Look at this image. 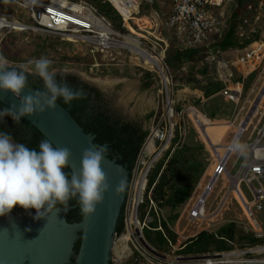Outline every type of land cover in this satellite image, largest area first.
Segmentation results:
<instances>
[{"label":"built area","instance_id":"built-area-1","mask_svg":"<svg viewBox=\"0 0 264 264\" xmlns=\"http://www.w3.org/2000/svg\"><path fill=\"white\" fill-rule=\"evenodd\" d=\"M53 1L60 7L52 4ZM61 1L69 5H75L78 10H71L60 4L59 2ZM134 1L137 5L136 14L132 17L130 16L131 18L128 20L120 16L122 20L121 28L129 32L128 34H122L114 30L113 26L104 17L99 15L91 5L83 1L70 3L67 0H48V3H46L43 0H1L0 43L6 31L9 33V31L19 32L32 30L71 44L75 42L66 40L68 35L80 36L85 38L86 42L77 40L76 43L91 46L92 50L96 53L104 54L109 51L127 52L130 55L129 60L131 64L137 66L132 62L133 56L137 57V48L130 45H123L125 39L128 38L138 42L140 47L138 49L144 53V56L140 58L144 60L147 57L149 62H151L146 67H137L152 74L156 79L158 83V98L161 99L162 106L160 111L156 113L155 120L149 129L145 142L140 148L131 172L123 209L124 229L121 235L116 236L113 253L114 264H122L128 260H131L134 264H264V230H262V226L253 215L250 204L246 202L238 189L239 184L245 182L254 196L256 209L258 211L264 210V124L258 130L256 138L246 145V157L236 174L231 175L226 168L230 155L233 152L229 148L232 140L238 137V132V138H241L248 130L253 118L260 113V109L264 105V84L256 95L255 100L246 109V105L249 103V96L242 100L243 83L233 84L231 82L234 75L229 71L230 64L221 57L222 55L219 51L211 55L206 53L205 60L216 64V78L224 84L219 94L226 101L233 103L235 107H239L236 111L234 110L236 113H233L231 119L226 122L228 128L235 129V135L228 145L213 147L214 165L209 181L203 186L201 181L198 183L197 188L201 189V195L197 198L194 206L189 209L184 208L183 212L188 214L187 219L189 222H200L206 224V229H211L214 226L212 222L222 212L228 196L236 192L252 226L249 227L241 222L239 224L232 222L239 229V235L236 232L234 239H230L224 235L219 236L214 232L217 240L225 241L231 246V248L222 251L181 255L177 254V252L183 249V247L174 245L169 241V247L173 249L172 256L165 254V252H159L150 246L158 254L155 255L143 244L145 242L143 232L145 229H149L150 224L153 222L152 213L158 217L159 226L156 230L164 233L159 218L161 212L152 201L151 195L153 187L148 190V180L152 171L160 162L163 163L162 173L174 148L182 145L184 141L182 132L185 115L192 117L198 125H200V120H202L207 126H213V123L209 122L193 106H187L184 109L181 107L179 111L177 110V105L182 98H176L177 91L175 90L174 76L165 62L164 54L167 51V44L163 39L160 40L159 38L162 37L161 32L164 30L167 34L175 38L180 50L203 51L214 41L215 36L221 34L222 29L220 25L222 15L219 13V8H221L223 0H168L170 12L163 19H160L156 10L149 13L148 16H140L142 0ZM148 1L151 2L150 0ZM7 6L16 7L18 10L24 11L26 16L30 17L33 26H26L16 20L12 15L4 13L2 7ZM247 9L250 11V20H244V23L248 25L250 21L252 24L248 25V31L242 28L238 29V36L240 38H248L261 29L264 31V0H255V3L249 5ZM91 17L95 19L94 22L91 21ZM12 22H15L21 30H14L7 26ZM103 28L109 31H98L103 30ZM149 30H154L159 38L152 33H148L147 31ZM139 32L150 35L152 40L147 39L146 36L139 34ZM159 42H162L165 48H162ZM262 42H264V36H262V41L256 43ZM218 55H220V58H218ZM250 56H254L252 52L251 55L246 53L244 58L240 59L242 65L246 63L252 67L246 73L255 71L259 67L257 65L258 62L252 63L254 58H250L249 60ZM256 56L262 62L264 59V51L258 53ZM263 72L264 66L260 73L263 75ZM258 82L256 81V84ZM253 91L254 89L252 88L250 94ZM200 92L197 91L196 93L198 94ZM260 95L262 98H259ZM195 97L204 98V94L202 92L199 96L196 95ZM245 110H247V113L244 117H241V113ZM173 119H175L174 123L172 122ZM243 124L246 126L241 128ZM177 133L180 138L173 148L172 143ZM219 150H222L223 153L220 154ZM223 175L228 178L230 189L219 207L208 213L205 208V200L209 193L212 192L213 186L218 178ZM254 183L257 187L253 185ZM147 202L149 203L147 205L148 208H144L143 211L142 206ZM140 214H142V219L140 218ZM128 233L130 234L129 240L124 242L122 240L123 236ZM176 235L180 237L178 232H176ZM124 244L127 250L123 249Z\"/></svg>","mask_w":264,"mask_h":264},{"label":"trees","instance_id":"trees-1","mask_svg":"<svg viewBox=\"0 0 264 264\" xmlns=\"http://www.w3.org/2000/svg\"><path fill=\"white\" fill-rule=\"evenodd\" d=\"M47 2V0H43ZM74 1V0H73ZM79 1V0H77ZM95 8L97 13L108 19L116 28L117 31H125L121 28V18L114 10V8L106 0H82ZM236 5L241 8L244 4H254L255 0H233ZM240 9L234 11L232 21H238L237 17H240ZM237 23L229 25L227 32L217 40L214 45V50L226 52L230 49L244 51L247 49L251 51V47L256 42L262 41L258 38V33L252 34V36L245 38L237 36ZM240 27V26H239ZM240 29V28H238ZM243 30L246 29L242 28ZM216 38H218L216 36ZM4 44L6 41L3 42ZM199 51L201 50H180L174 51L173 55H167L166 64L170 70L175 71L182 65H191L193 62H200L197 59ZM13 67H8L11 70ZM18 69V68H16ZM101 72H104L101 71ZM207 74L206 67H203L200 71L190 72L188 76V85L192 88L200 89L204 98L209 100L204 104L203 108L200 106H193L203 114L206 119L213 124H221L229 121L234 113V104L226 101L219 92L224 87V84L217 80L216 77H209L206 81L204 76ZM191 75V76H190ZM203 79L202 84L200 80L195 77ZM257 77V73L253 72L245 79L242 78L238 72H234L233 83L242 82L244 91L250 89V85ZM145 86H149L152 83L153 77L150 73H145ZM58 81L66 80L68 85L74 89H83L84 98L73 100L70 104H65L63 99H58V103L66 108L71 106L69 114L74 118L77 124L84 130L85 133L94 136L93 144L106 145L109 149L108 158L113 159L118 156L121 159H117V164L125 166L129 173L130 181L131 172L134 168L137 155L140 151L142 144L147 136V131L143 130L137 123L123 120L118 111L111 108L110 103L105 101L104 95L94 87H89L87 84L80 82L77 78L71 76H64L63 74L57 75ZM28 87L33 90L43 89V81L36 75H29ZM197 105V103H196ZM7 107L0 102V108ZM199 109V110H198ZM177 110H180V106H177ZM153 113L148 116L151 119ZM0 131L9 132L15 142L25 143L30 148H38V145L44 138L34 127H32L24 119L19 124H16L10 116H6L4 120H0ZM179 134H176V138L172 143L174 148L179 139ZM211 157L213 154L209 150V145L205 138L201 134L199 128L195 122L190 119L188 122V128L186 127V136L182 145L176 146L170 158L166 163V167L161 173L163 163L160 162L159 170L156 178L150 180L148 184V190L152 188V201L156 204L159 211H166L169 219H173L177 214L184 211V208L191 200L193 192L196 190L197 185L204 173V156ZM147 202L142 208H148ZM69 207L72 208L66 217L68 223H79L82 220L79 207L73 200L70 202ZM32 213L36 210L30 209ZM28 213L19 204L14 206L11 214ZM153 222L150 224L149 229L144 230L145 240L157 251L166 252L169 247V241L174 245H180L183 247L178 254L193 255L202 254L212 251H222L231 248L225 241L217 240L213 233L202 231L195 237L190 238L186 242H179L177 236L170 230V225L162 214H159L161 228L164 231L162 233L158 228V217L152 213ZM123 232V210L119 219L115 234L121 235ZM237 232L235 224H227L220 227L217 231L219 236H226L230 239H234V234ZM79 239L74 244V252L77 254L80 241L81 232L79 233ZM166 236V237H165ZM169 247V248H168ZM75 259H71L70 264H75ZM113 264V263H110Z\"/></svg>","mask_w":264,"mask_h":264},{"label":"rangeland","instance_id":"rangeland-1","mask_svg":"<svg viewBox=\"0 0 264 264\" xmlns=\"http://www.w3.org/2000/svg\"><path fill=\"white\" fill-rule=\"evenodd\" d=\"M150 1L152 3L149 2L148 0L141 1L140 16H148L149 13L156 10L158 12L160 19H163L170 12V5L168 3V0H150ZM2 11L4 13H8L9 15H12L13 17H15L16 20H19L21 23H23L26 26H33L30 17L26 16V13L24 11L18 10L16 7H12V6L2 7ZM241 15L243 16V18L245 17L247 19L250 18V15L247 12H244V14ZM112 26L114 27L113 24ZM120 32L122 34L129 33L127 30H125L124 32L123 31ZM147 32L156 35L154 30H149ZM161 33H162L161 38H159L158 35L156 36L160 40L163 39V41H165L167 44V51L164 54L166 61L167 55H171V54L173 55L174 51L177 50L178 47L172 35L167 34L164 30ZM257 33H258V38L262 40V36H264L263 29L259 30ZM139 34L144 35L147 37V39L152 40V37L148 34L142 32H139ZM4 41H6L5 44L2 43ZM2 42H1L2 53L9 61L7 67H13L18 69L23 67L25 70H30L34 67V65L29 64V61H34L41 57H47L53 62L52 67L58 70V74H62V72H60L59 70L65 68L68 69L70 74L67 76L75 77L80 82H83L84 84H87L88 86L94 87L97 90H99L105 96V98L109 99L108 101L112 109L118 111L121 114V116L125 118L126 121L131 122V121H135L136 119H140L141 124L143 125V128L145 130L149 128L150 125H152V123L154 122V117L148 119V116L152 112L157 113L161 109L162 101L161 99L158 98V83L156 79L153 78L152 83L149 86H145L146 81L144 77L147 71H145L140 67L132 65L129 60L130 55L127 54V52L109 51L104 54L96 53L92 50L91 46H88L86 44H82V43L71 44L67 42H62L58 38L49 37L32 30H27L22 32L19 31L16 33L12 31H9L8 33L6 31L4 32ZM145 42L147 43V41ZM159 44L161 45L162 48H165L162 42H159ZM251 50H252V55L254 56L253 57L250 56L249 60L250 58L251 59L254 58L252 63L258 62L257 65H259V67L255 71L258 77V75H260L262 67L264 66V59L261 62V59H258L256 55L264 51V42L255 43V45L251 47ZM248 54L251 55V51H248ZM241 55L239 56V58L242 57ZM245 55L246 53L244 54V56ZM133 61L134 59L132 58V62ZM235 64H238V66L241 65L239 63H235ZM202 68L203 67L199 64V62H193L191 65L185 66V68H183L182 66V67H178L175 71L171 70L174 76L175 90L177 91L176 98L178 97L182 98L183 94H185V99H181L179 103L180 104L179 106H181L183 109L188 106L186 104L187 103L186 101L188 100L187 98L190 96V94H187L185 92V88H189V87L192 88L190 85H188L189 84L188 76L190 72H192V70L200 71L202 70ZM251 68L252 67L248 66L246 63L239 67V69L244 73L248 72ZM103 70L104 72H101ZM256 79L254 80L252 85L249 86L250 88L253 87L255 91L254 94H251L248 97L249 103L246 105V109L251 104V102L255 100L256 95L261 90L264 84V72L257 84L255 82ZM96 80H101V81L99 83L96 82ZM107 80H113V81L119 80V81L114 84L108 85V83L110 82H108ZM127 80L134 81L136 83V86L138 88V89L136 88V94L130 95L129 92L127 93V89H126ZM248 92L249 89L245 90L244 96H246ZM128 98H130V100L127 101L126 99ZM147 99H151L152 101L151 106L149 105L147 107H144L145 109L144 108L141 109L140 107L141 100H147ZM237 108L239 107H235L234 105L235 111L237 110ZM235 111L234 113H236ZM246 113L247 110L241 113L242 115L241 117H244ZM189 121L190 118L185 115L184 122L187 128ZM263 124H264V105L261 107L260 113L253 118L252 123L248 127V130L241 136L240 141L245 145L252 142L256 138L258 134V130L262 127ZM217 126H219L220 129H217L216 131L215 130L211 131L210 129H208L206 132L208 138L212 142V146H216V147L219 146L217 144H222L223 146L228 145L233 139V136L235 135V129H228L226 123H221L218 124ZM222 127L226 129H221ZM246 152L247 150H245L243 154L232 152V154L230 155L226 168L231 175L236 174L237 170L239 169V167L241 166L242 162L246 157ZM219 153L222 154L223 151L219 150ZM212 165H214V161L212 162ZM158 170H159V165H157L155 169L152 171L149 177V182L150 180H154L156 178L158 174ZM212 171L209 174V176L207 174L210 171H208V173L204 175V178L202 180V186L209 181ZM253 185L257 187L255 183ZM229 189H230V183L228 178L225 175L220 176L216 181V183L214 184L212 192L209 193V195L205 200V208L208 213L216 210L219 207V205L223 201ZM238 189L241 195L246 200V202L250 204L253 215L255 216L257 222L262 226V230H264V210L258 211L256 209V204L254 203V196L249 186L245 182H241L238 186ZM201 193L202 192L200 191L199 195H201ZM199 195L193 196L191 198V202L189 204L188 209L194 206ZM161 214L165 218H167L170 225L169 227L170 230L175 235L176 232H178L180 237L176 235L177 239L180 240V242L182 243L186 241L185 240L186 238L196 234L201 228L203 229L206 228V224L200 222H195V223L189 222L187 219L188 214L186 212H181L177 214L172 220L169 219L168 213L166 211H162ZM140 218L142 219V214H140ZM231 222H236L238 224L239 222H241L242 224H246L249 227L252 226L251 221L247 217L243 209V205L239 200L238 194L236 192L231 193L228 196L226 202L224 203L222 212L220 213L218 218L212 222V224L214 226L217 225L224 226ZM181 237H183V239H181ZM172 250H173L172 248H169L165 252V254L172 256L173 254ZM113 260L114 257L111 256V262L114 263ZM128 263L131 264L130 262Z\"/></svg>","mask_w":264,"mask_h":264},{"label":"clouds","instance_id":"clouds-1","mask_svg":"<svg viewBox=\"0 0 264 264\" xmlns=\"http://www.w3.org/2000/svg\"><path fill=\"white\" fill-rule=\"evenodd\" d=\"M67 1L70 3L78 2L77 0ZM107 2L111 5L109 1ZM46 3H48V0ZM114 10L117 12L115 8ZM117 14L119 15L118 12ZM106 20L108 21V19ZM1 46L2 45L0 43V92H11L16 98H19L20 105L18 108L14 105L0 108V120H4L6 116H10L16 124H19L25 116L42 114L46 109H55L58 99L62 98L65 104H70L73 100L84 98L85 94L83 89H74L70 87L66 80H57L58 70L52 67L53 62L47 57H41L34 61H29V64L34 65V67L30 70H25L23 67L20 69L12 68L11 70H8L7 66L9 61L2 53ZM59 71L62 72L64 76L70 74L66 68ZM255 71L248 73V75ZM29 75H36L41 78L44 87L43 89L37 90L34 94L25 96L22 95V93L25 88H28ZM248 75L245 76L247 77ZM260 75L262 74L260 73ZM260 75L256 77L257 82L261 79V77H259ZM152 77L154 78L153 75ZM239 83L242 82H236L233 84ZM252 88L253 87L249 89L246 96H244L243 88L242 100L251 95L250 92ZM254 91L252 94H254ZM179 103L177 106L180 105ZM188 117L194 121L192 117ZM200 121V125H198L195 121L194 122L200 131L201 128H204L205 132H207L206 129L210 126H207L202 120ZM217 125L218 124H213V126ZM151 126L152 125L146 129L147 132H149ZM182 134L183 139L185 140V122L183 123ZM220 146L223 145L220 144L217 147ZM211 147L213 151L212 142ZM229 148L233 152L243 154L246 150V145L243 144L238 137H236L232 140ZM108 151L109 149L106 146L94 143L91 148H88L83 152L80 170L76 173L72 172L69 168V159L72 155L70 149L66 147H56L49 139H42L38 148H30L25 143L15 142L13 136L9 132L0 131V217L10 216L14 206L19 204L25 211L28 212L29 215H31L29 210L34 208L36 210V215L33 219L40 220L45 218L47 214L52 213L54 210L61 209V207L64 211H67L70 202L73 200L78 205L82 216L88 217L93 215L96 211V206L103 201L105 193H107L111 187L108 183L107 176L101 167L102 161ZM125 187L126 179H121L115 188V194L117 196L122 195L125 192ZM200 191L201 189L196 188L191 198L199 195ZM190 202L186 208L189 207ZM219 228H201L196 234L186 238L185 240L187 241L190 238L195 237L202 231H207L213 234L214 232L217 233ZM116 236L117 235L115 234V240ZM144 243L151 246L146 240L143 244ZM114 248L115 244L112 250V257ZM211 251L212 250L208 252ZM128 262L134 264L131 260L122 264H129Z\"/></svg>","mask_w":264,"mask_h":264},{"label":"water","instance_id":"water-1","mask_svg":"<svg viewBox=\"0 0 264 264\" xmlns=\"http://www.w3.org/2000/svg\"><path fill=\"white\" fill-rule=\"evenodd\" d=\"M36 91L28 87L22 95ZM0 102L8 107L14 105L18 108L20 105L19 98L11 92H0ZM70 109L71 106L64 108L57 102L55 109H46L42 114L25 116L23 119L54 146L70 149L69 168L78 173L83 152L92 147L94 136L84 132L69 114ZM201 132L211 146L204 128H201ZM117 159L121 157L109 159L108 153L105 155L101 167L111 186L110 190L96 206L95 213L83 216L79 223L66 221L67 213L74 207H68L67 211L61 207L40 220L33 219L36 212L0 217V264H70L73 258L75 264H110L129 179L127 169L118 165ZM121 179H126L125 192L117 196L115 188ZM80 232V247L76 254L73 249ZM144 245L158 255L150 246Z\"/></svg>","mask_w":264,"mask_h":264},{"label":"crops","instance_id":"crops-1","mask_svg":"<svg viewBox=\"0 0 264 264\" xmlns=\"http://www.w3.org/2000/svg\"><path fill=\"white\" fill-rule=\"evenodd\" d=\"M248 6L249 5L244 4L241 8H239V5H236V2H234L233 0H223V4H222L221 8H219V13L222 15L221 25H220L221 26V29H222L221 30V34L217 36L218 38H216V36H215L214 41L209 45V47L206 48V49H204L203 51H199L198 56H196L197 59H200L201 58L199 64L202 67H206V69H207V74L203 78V79H205V81L209 77H217L216 64L214 62H207L205 60L206 53H209L211 55V54H215L217 51H219V50H216L215 51L213 49L214 48V45L216 44L217 40H219L227 32L229 25H231V24L233 25L234 23H237L238 24V26H237V36H238V28H245L246 27L247 28L246 30L247 31L249 30L248 25L249 24H252V23L249 21V24L247 25L246 23H244V20H250V18H248V19L246 17L243 18V16L241 15V14H244V12H247L250 15V11L247 9ZM237 9H240V11L238 10L241 13L240 14V17L239 16L237 17L238 21H232L233 13ZM251 21H252V19H251ZM247 49H244V51H241V52L238 51V50H234V49H230V50H228L226 52L219 51L220 54L222 55L221 57L224 58L226 61L229 62V64H230L229 65V71H231L233 73V75H234V72H238V74L241 75L244 79L246 77L243 76V75H248V73H244V72L242 73V71L239 69V67L242 65L241 62H240V59L241 58H244V54L245 53H248V50ZM251 52H252V50H251ZM240 55L242 56L241 58H239ZM218 58H220V55H218ZM235 63H239L241 65L238 66V64H235ZM182 66H183V68H185V66H187V65H182ZM196 79L200 80V82L202 84L204 83V81H202L203 79H201L199 76L198 77L196 76ZM187 91H189V92H187ZM197 91H201V90L198 89V88H195V87H193V88H190V87L189 88H185V92L187 94H190V96L187 98L188 100L186 101L187 102L186 104L188 106H194V107L195 106H200L199 108L201 109V108H203L204 104L209 100V98H197V97H195L196 95L199 96L200 93H202V91H201L200 93L197 94L196 93ZM182 99H185V94H183ZM196 103H197V105H196ZM196 108H198V107H196ZM208 129H210L211 131H214V130L216 131L217 129H220V127L219 126H212V127L210 126V127H208L206 129V131ZM221 129H226V128H223L222 127ZM201 134H202V132H201ZM218 145H220V144H218ZM209 150L212 152V147L210 145H209ZM203 158H207V159L204 160V163H205V165H204V173H203V176L201 177L200 181L203 180L204 175H206L208 173V171H210L207 174L209 176V174L211 173L212 168H213V165H212V162H213L212 156L208 158V156L205 155ZM219 227H220L219 225L213 226L214 229H217ZM236 229H237V231H239L238 228H236Z\"/></svg>","mask_w":264,"mask_h":264},{"label":"bare ground","instance_id":"bare-ground-1","mask_svg":"<svg viewBox=\"0 0 264 264\" xmlns=\"http://www.w3.org/2000/svg\"><path fill=\"white\" fill-rule=\"evenodd\" d=\"M107 1H109L110 3H111V5L117 10V12L120 14V16H122V17H124L126 20H128L129 18H131L132 16H134L136 13L135 12H137V5H136V2L134 1V0H107ZM60 4H62V5H64V6H66V7H68V8H70L71 10H74V11H76V10H78V8L75 6V5H69V4H66L65 2H63V1H61V2H59ZM52 4H54V5H57V6H59L57 3H55L54 1H53V3ZM60 7V6H59ZM131 16V17H130ZM91 21H95V19L94 18H92L91 17ZM8 27H11L12 29H14V30H19L20 29V27L15 23V22H12V23H10L9 25H7ZM21 30V29H20ZM99 32H108L109 30L108 29H106V28H103V30H98ZM74 33H76V32H74ZM66 40H68V41H72V42H77V40H79V41H81V42H86L85 41V38H83V37H80V36H74V35H68L67 37H66ZM123 45H130V46H133V47H135V48H137V50H136V55H137V57H134L133 56V59H134V64L135 65H137V66H141V67H146V66H148V64H150L151 62H149V60H148V58L146 57V58H144V60H142L140 57H143L144 56V53H142V52H140V50L138 49V48H140L139 47V44H138V42L136 41V40H132V39H128V38H126L125 39V42H124V44ZM111 52V51H110ZM139 56V57H138ZM103 80V79H102ZM100 81L101 80H96V82H99L100 83ZM108 82H110V83H108V85H111V84H114V83H116V82H118L119 80H117V81H113V80H107ZM103 84V83H102ZM126 85H127V93L129 92L130 93V95H134V94H136V88H137V86H136V83L134 82V81H126ZM125 85V86H126ZM138 89V88H137ZM263 93V92H262ZM129 95V96H130ZM262 96L260 95L259 96V98H261ZM127 101L128 100H130V98H128V99H126ZM132 100V99H131ZM138 100H140V99H138ZM155 103V102H154ZM151 104H152V101H151V99H147V100H141V109L142 108H144V107H147V106H151ZM256 105V104H255ZM145 109V108H144ZM174 121H175V119H173L172 120V122L174 123ZM246 125H242V127L241 128H243V127H245ZM238 137H239V132H238ZM214 148H216V146H213ZM129 233L128 234H126V235H124L123 236V241L124 242H126L127 240H129ZM123 249L125 250H127V248H126V245L124 244L123 245Z\"/></svg>","mask_w":264,"mask_h":264},{"label":"flooded vegetation","instance_id":"flooded-vegetation-1","mask_svg":"<svg viewBox=\"0 0 264 264\" xmlns=\"http://www.w3.org/2000/svg\"><path fill=\"white\" fill-rule=\"evenodd\" d=\"M89 87H90V86H89ZM104 98H105V96H104ZM108 100H109L108 98H105V101H106V102H109ZM152 113H153V112H152ZM119 114H120V113H119ZM120 115H121V114H120ZM121 117L124 119L123 116H121ZM152 117H154V120H155L156 112L153 113V116H152ZM152 117H151V118H152ZM131 122L137 123L140 127H142L143 130H145V129L143 128V125L141 124V120H140V119H136L135 121H131Z\"/></svg>","mask_w":264,"mask_h":264}]
</instances>
